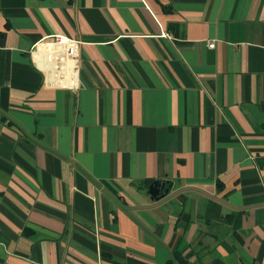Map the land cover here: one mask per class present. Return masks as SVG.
<instances>
[{"label": "crops", "instance_id": "crops-1", "mask_svg": "<svg viewBox=\"0 0 264 264\" xmlns=\"http://www.w3.org/2000/svg\"><path fill=\"white\" fill-rule=\"evenodd\" d=\"M0 264H264V0H0Z\"/></svg>", "mask_w": 264, "mask_h": 264}, {"label": "water", "instance_id": "water-1", "mask_svg": "<svg viewBox=\"0 0 264 264\" xmlns=\"http://www.w3.org/2000/svg\"><path fill=\"white\" fill-rule=\"evenodd\" d=\"M165 186L166 184L162 183L159 180L154 181L149 187V194L151 198L158 200L163 198L166 194H168L170 189L172 188V185H169L167 189H165Z\"/></svg>", "mask_w": 264, "mask_h": 264}, {"label": "built area", "instance_id": "built-area-1", "mask_svg": "<svg viewBox=\"0 0 264 264\" xmlns=\"http://www.w3.org/2000/svg\"><path fill=\"white\" fill-rule=\"evenodd\" d=\"M52 45L58 49H66L69 51L70 48L74 47L76 43L63 35H56L52 37ZM214 44H210V48H214Z\"/></svg>", "mask_w": 264, "mask_h": 264}, {"label": "trees", "instance_id": "trees-1", "mask_svg": "<svg viewBox=\"0 0 264 264\" xmlns=\"http://www.w3.org/2000/svg\"><path fill=\"white\" fill-rule=\"evenodd\" d=\"M218 187L220 190L223 188L221 184ZM177 257H179V255H177Z\"/></svg>", "mask_w": 264, "mask_h": 264}]
</instances>
